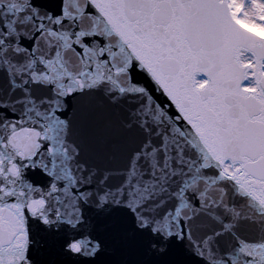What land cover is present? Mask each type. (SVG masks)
I'll use <instances>...</instances> for the list:
<instances>
[{
	"label": "snow or ice",
	"instance_id": "6c2138e0",
	"mask_svg": "<svg viewBox=\"0 0 264 264\" xmlns=\"http://www.w3.org/2000/svg\"><path fill=\"white\" fill-rule=\"evenodd\" d=\"M4 80L0 264H264V0H0ZM101 83L138 102L131 181L54 162Z\"/></svg>",
	"mask_w": 264,
	"mask_h": 264
},
{
	"label": "water",
	"instance_id": "95a60500",
	"mask_svg": "<svg viewBox=\"0 0 264 264\" xmlns=\"http://www.w3.org/2000/svg\"><path fill=\"white\" fill-rule=\"evenodd\" d=\"M0 89V99L9 95L6 80L0 82ZM45 91L36 88L33 94L39 97ZM61 104L59 116L66 123L54 129V142L69 151L54 155L57 167L71 162L117 181H131L136 172L129 162L145 139L136 116L138 102L101 83L64 98Z\"/></svg>",
	"mask_w": 264,
	"mask_h": 264
}]
</instances>
